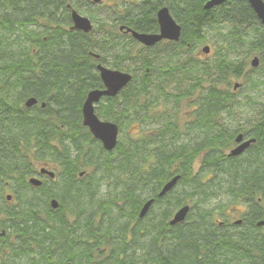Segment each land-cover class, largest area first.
Segmentation results:
<instances>
[{
  "label": "trees",
  "instance_id": "16d2710c",
  "mask_svg": "<svg viewBox=\"0 0 264 264\" xmlns=\"http://www.w3.org/2000/svg\"><path fill=\"white\" fill-rule=\"evenodd\" d=\"M107 1L113 3L110 32L105 34L97 25L98 30L84 34L71 29L66 6L100 11L99 4L0 0V253L10 252L0 264H20L23 258H30L31 264H264V231L256 226L264 221V108L247 129L230 131L222 120L236 106L228 89L232 79L243 76L245 58L257 53L264 64V27L242 1L211 10L203 8L208 0ZM163 7L181 28L177 43L161 42L156 47L166 48L147 56H131L127 47L118 49L124 48L120 43L124 36L113 27L157 33L156 12ZM222 26L229 29L223 41L232 51L244 43V29L257 30L245 57L186 59L204 43L207 28ZM127 37L130 45H139ZM110 54L116 59L120 55L119 62H137L143 74L139 81L132 77L115 98L102 99L95 108L97 115L120 128L127 114L132 118V110L143 111L138 103L150 85L164 95L161 83L165 87L194 81L178 96H194L198 89L190 129L200 138L193 139V145L177 146L176 126L166 125L149 138L117 143L111 152L103 150L82 126L81 107L89 91L103 88L96 65L104 66ZM153 62L161 65L153 68ZM131 83H138L133 92ZM204 83L206 88L201 87ZM29 98L37 103L26 108ZM238 134L254 143L240 156L228 157L225 150L235 145ZM198 157L200 169L193 174ZM32 160L61 167L59 194L41 184L34 189L43 199L29 197L35 192L26 182L33 173ZM87 167L95 172L83 182L78 171ZM100 173L112 182L115 195L96 202L93 178ZM175 176L179 181L174 188L158 198ZM9 188L18 202L15 208L6 203L4 192ZM52 199L58 202L56 210L49 205ZM148 200H153L149 211L138 219ZM211 202L216 206L208 209ZM188 203L196 211L189 206L185 220L170 226L172 211ZM237 204L247 208L239 225L225 214L228 206ZM11 236L13 245L7 243Z\"/></svg>",
  "mask_w": 264,
  "mask_h": 264
},
{
  "label": "rangeland",
  "instance_id": "374dc122",
  "mask_svg": "<svg viewBox=\"0 0 264 264\" xmlns=\"http://www.w3.org/2000/svg\"><path fill=\"white\" fill-rule=\"evenodd\" d=\"M103 0L99 6L102 8L100 11L92 9V11H87L84 9L73 8L82 16L88 18L92 24V28H95L98 30L97 25L103 26L102 31L107 34L110 32V24H111V13L110 8L112 6V1ZM90 2V0H89ZM95 5V4H93ZM98 5H95L93 7H96ZM105 6H109L108 8ZM116 32H118V26L113 27ZM32 30L33 28H29ZM257 30L255 29H249L246 28L243 30V35H241V38L243 40V44L241 45V48L238 51H232L229 49H226L228 46L225 41H223L225 38H227V34L229 33V29L227 26L222 27H214V28H207L205 33V41L203 44L197 45L193 50L190 51L189 54H186V59H194L199 62H212L216 56H227L232 61H239L241 58H243L246 51L249 49L248 45L250 44V41L254 38L255 32ZM119 33V32H118ZM124 38L121 39L120 43L123 45L124 48H118L119 50L123 51L127 48H130L131 50V56L136 55H151L152 52H159L160 50H164L166 47L157 48L156 46L152 49H143V46L141 45H130L129 39L127 35H123ZM228 39V38H227ZM204 46H208L210 48L209 54H204L201 50ZM13 48H11L12 50ZM148 50H151L149 52ZM123 53V52H122ZM113 54V53H112ZM107 55L106 63L104 66L111 70H116L124 73H129L132 75V77H135L136 81H139V78L142 77L143 69L140 67V65L137 62H133L131 60L124 59L121 62H119L114 57V55ZM245 57V56H244ZM257 57L259 60V64L256 68H252L250 65L251 60ZM151 59H153L151 57ZM150 59V60H151ZM246 60V68L244 71V74L241 78L232 79L230 88L228 89L230 93L234 94V99L236 102V106L231 112L229 116H222L223 123L225 124L227 129L230 131H235L236 129L246 128L248 127L249 121H251L257 113L264 108V64L260 61V56L257 53H253L247 58ZM119 62V63H118ZM165 62V61H164ZM176 59L172 60V63H176ZM159 65H161V62L152 63L153 68H157ZM155 72H152V76L150 78V81H156L154 79ZM152 84V83H151ZM160 84V83H159ZM159 84L157 86H159ZM195 84L194 81L189 82L184 80V82L181 83V85H177L175 83H172L167 86H163L161 83L160 88H163L164 95L159 92V89L152 88V85H150L148 89V93L145 96H141V99L138 103L142 107L141 111L139 108H136L138 110V114L135 115L133 113L136 110H132V113L130 116L132 118L124 117L122 127H118V136H117V143L126 145L128 142L133 141H139L143 140L145 138H149L151 136H154L159 130L164 128L166 125H174L176 126L178 130V136L179 139L176 141L177 146H188L190 144H194L192 142L193 139H199L200 137L197 136V132H194L190 129V125L193 120V113L195 108L194 105H192V102L195 100L196 94L198 93V89L195 91V95L187 98H180L178 97L180 92H184L187 90V88H191V85ZM235 84H238L239 87L236 90H233V86ZM138 83H131V86L129 88V91L133 92L134 87H136ZM202 88L207 87V83H204ZM221 89H225V87L221 86ZM176 96V97H175ZM178 97V98H177ZM177 98V99H176ZM121 100V97L119 98ZM118 99V100H119ZM98 105L95 106V108ZM143 108H146L145 110ZM96 116L101 120L105 121L102 118H100L95 110ZM109 122V121H107ZM235 145H231L230 148L225 150V154H228L231 149H233ZM32 169L36 172L40 168H47L48 170L56 173L57 177L54 182H51L48 179H45V187L50 188L52 191L57 192V194L61 191V177L59 176L60 173H62L61 167L54 163V162H42L39 163L37 161H33ZM201 165V160L198 157L195 159L192 169L193 174H196ZM84 172V176L81 179V181L86 182L87 181V175H93L94 170L93 168L87 167V168H81L78 173ZM32 176H30L31 178ZM38 177V176H37ZM89 178V177H88ZM106 176L96 174L94 176L93 180L96 182L95 190H94V196L93 200L101 201L102 199H107L108 197H112L115 195V191L112 188V182L108 181ZM40 179V178H38ZM83 179V180H82ZM28 178L26 179V182L28 183ZM32 187V186H31ZM16 189V187H15ZM32 192L34 194L29 193V197H32L33 195L36 196V198L43 199L39 192H37L34 187L32 188ZM181 189V188H180ZM180 189H176L179 190ZM14 190L11 188L5 190L4 196H12L10 201H7V205L10 208H15L18 205L17 200L13 196ZM119 191V192H118ZM31 192V191H30ZM117 193H120V190H117ZM225 198V197H224ZM221 197V200L224 199ZM41 202V201H40ZM71 205V204H70ZM186 206H190L193 208V212L196 211L193 205H190L188 203ZM214 208L213 206H216L215 202H211V205L208 209ZM183 207V206H182ZM72 208V207H71ZM204 208V207H203ZM180 209V208H178ZM174 209L172 211V214L170 218L174 215V213L178 210ZM205 209V208H204ZM159 211L158 208H155L153 213H157ZM247 208L242 204H237L235 207L228 206L225 209V214L227 213L229 216V220L231 223L235 222L236 220L240 219V217L243 216L244 213H246ZM71 214L66 215L69 219H74L73 216L70 217ZM169 218V219H170ZM219 220V218H218ZM71 221V220H70ZM264 231V229H263ZM14 237H9L7 240V243L9 245H13L14 243ZM1 243V242H0ZM9 250L5 249L1 251L0 253V260L3 258L9 257ZM3 257V258H2ZM30 258H23L19 261L20 264H31Z\"/></svg>",
  "mask_w": 264,
  "mask_h": 264
},
{
  "label": "water",
  "instance_id": "95a60500",
  "mask_svg": "<svg viewBox=\"0 0 264 264\" xmlns=\"http://www.w3.org/2000/svg\"><path fill=\"white\" fill-rule=\"evenodd\" d=\"M64 1H74V0H64ZM103 0H90L92 4H101ZM229 1H242L246 2L252 9L256 19L264 27V2L263 0H208L203 8L204 10H211L217 8ZM70 10L71 18V29L88 34L92 31V24L90 20L82 15H80L76 10L72 9L70 5L66 6ZM156 21L158 24L157 33H139L129 28L120 27L119 30L124 31V33L129 34L131 38L138 44L145 48H152L159 44L160 42L167 41L172 43H177L180 39L181 28L171 17L168 9L166 7L160 8L156 12ZM204 54H209L210 48L204 46L201 50ZM95 59L99 56L92 55ZM259 64L257 57H254L250 65L252 68H256ZM96 71L99 76V80L102 84V89L91 90L87 93L86 98L81 107L82 116V126L87 128L91 136L98 142H100L103 150L105 152H111L115 149L117 145L118 136V126L114 123L101 121L95 114V106L104 98H115L131 81L132 75L129 73H124L116 70H111L105 66L98 64L96 65ZM239 87L238 84L233 86V90ZM36 100L34 98H29L25 102L26 108H31L36 105ZM44 107V104H41ZM235 147L229 151L228 157H238L247 148L254 143L253 139L244 140L241 134H238L234 139ZM40 175H47L50 179L55 177L54 173L48 171L45 168L40 169ZM83 176V172L79 174V177ZM179 181V177L175 176L170 181H168L160 190L157 197L161 198L170 192L176 183ZM28 184L34 188L41 186V181L35 177L28 180ZM11 196H6V201H10ZM153 200H148L141 207L138 218L142 219L146 216L149 208L151 207ZM49 205L52 210L58 208V202L55 199L50 200ZM189 211L188 206H183L178 209L174 215L169 220L168 224L170 226H175L182 223ZM236 225L239 221L235 222ZM257 227H264V221L258 222Z\"/></svg>",
  "mask_w": 264,
  "mask_h": 264
},
{
  "label": "flooded vegetation",
  "instance_id": "af4514ba",
  "mask_svg": "<svg viewBox=\"0 0 264 264\" xmlns=\"http://www.w3.org/2000/svg\"><path fill=\"white\" fill-rule=\"evenodd\" d=\"M122 27V26H121ZM119 28H120V26H118V30H119ZM120 34H122V35H129V34H126V33H124V31H121L120 32V30L118 31ZM131 37V36H130ZM163 42H167V41H163ZM161 43V42H160ZM155 47V46H154ZM153 48V47H152ZM151 48V49H152ZM244 140H246V139H244ZM236 146V145H235ZM41 169V168H40ZM40 169L36 172L35 170L33 171V173H32V177H35V178H40L39 180L41 181V184L42 185H44L45 184V179H48V180H51V181H53L54 180V178L53 179H50L47 175H40ZM48 170V169H47ZM48 171H50V170H48ZM80 174V173H79ZM38 176V177H37ZM31 177V178H32ZM30 178H28V180H29ZM27 180V181H28ZM145 202H143V204H144ZM143 204H142V206H143ZM145 218V217H144ZM143 219V218H142ZM237 221H239V224L241 223V220L240 219H238V220H236L235 222H237ZM238 224V225H239ZM262 229H264V227H261ZM2 235H4V234H2Z\"/></svg>",
  "mask_w": 264,
  "mask_h": 264
},
{
  "label": "bare ground",
  "instance_id": "6f19581e",
  "mask_svg": "<svg viewBox=\"0 0 264 264\" xmlns=\"http://www.w3.org/2000/svg\"><path fill=\"white\" fill-rule=\"evenodd\" d=\"M83 175H84V173H83ZM79 177V176H78ZM83 177V176H82ZM82 177H79V178H82ZM141 209V208H140ZM140 211V210H139ZM138 214H139V212H138ZM138 217V216H137ZM139 219V218H138Z\"/></svg>",
  "mask_w": 264,
  "mask_h": 264
}]
</instances>
